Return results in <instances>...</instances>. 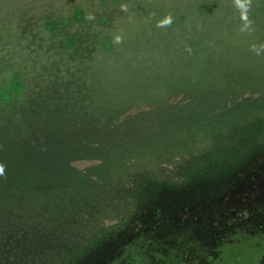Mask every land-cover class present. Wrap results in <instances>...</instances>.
<instances>
[{"label":"rangeland","instance_id":"obj_1","mask_svg":"<svg viewBox=\"0 0 264 264\" xmlns=\"http://www.w3.org/2000/svg\"><path fill=\"white\" fill-rule=\"evenodd\" d=\"M71 1L68 10L63 8L66 0H0V14L9 9L20 21L8 25L10 29L19 27L21 35L31 36L21 37L16 46L3 42L0 61L16 57L19 66V58L27 53L60 55L68 53L70 45L80 48L95 42L127 49L135 35L145 40L144 46L159 49L190 39L191 46L202 47L200 57H195L198 65L212 62L209 54L214 57L218 52L231 65H264V48H260L264 0H251L247 12L251 24L243 31L245 21L235 0H207L211 6L205 0ZM46 10L58 15L37 23ZM169 17L171 23L163 25ZM203 30L207 35L199 39ZM228 31L238 32L237 37L217 35ZM211 65L202 71L194 68L187 78L198 86L226 77L215 73ZM242 73L245 77L225 85L226 90L205 89L209 96H222L215 108L184 104L188 98L179 93L164 99L163 110L156 109L157 113L178 110L187 116L191 111L198 119L181 121L173 115L153 139L133 137L122 149L117 140L106 138L113 149L69 163L70 173L88 165L100 168L96 174L90 170L85 184L71 181L60 188L65 191L47 188L38 194L37 189L17 188L13 195L2 194L0 264H100L106 260L105 250H116L138 230L167 220L183 223L194 218L197 227L211 231L217 224L238 225L241 218L260 215L264 225V77L260 71ZM139 109L148 123L157 120L150 115L155 113L150 105ZM199 228L196 237L202 239ZM103 238L110 241L105 245L109 248ZM95 243L96 247H90Z\"/></svg>","mask_w":264,"mask_h":264},{"label":"trees","instance_id":"obj_2","mask_svg":"<svg viewBox=\"0 0 264 264\" xmlns=\"http://www.w3.org/2000/svg\"><path fill=\"white\" fill-rule=\"evenodd\" d=\"M66 1L68 5L63 8L69 10L72 1ZM205 1L211 6V1ZM262 8L259 4V9ZM54 13L53 10L40 13L37 23L58 15ZM0 15V50L3 42L8 47L16 46L21 37H31L21 35L19 27L10 29L8 25L20 23L11 10ZM260 19H264V13ZM205 32L201 31L199 39L207 35L203 34ZM217 35L234 39L238 32ZM244 36L250 38V35ZM129 41L127 49L115 50V45L105 47L95 42L80 48L70 45L68 53L60 55L43 57L38 52L33 56L27 53L23 58L17 57L21 61L19 66L16 57L0 61V163L5 165L4 175L0 176V196L13 195L17 188L24 192L37 189L40 194L47 188L65 191L60 188L64 189L71 181L85 184L90 170L96 174L100 168L88 165L70 173L69 163L113 149L106 138L117 140V146L133 137L153 139L158 136L156 130L166 126V120L173 115L181 121L199 118H193L196 113L189 110H186L189 116L171 109L157 113L156 109L163 110L167 96L180 93L188 98L184 104L192 103L194 108L203 106L205 109L209 104L215 108L214 103L222 96H209L205 89L214 86L226 90L225 85H232L245 70L250 74L260 71L264 77V65L247 66L243 62L231 65L220 52L214 57L209 54L212 62L198 65L195 57L202 47L191 46L190 39L172 48L160 49L144 46L145 40L135 39V35ZM200 55L207 54L201 52ZM206 64H212L215 73L223 72L226 77L211 80L212 84L205 80L198 86L187 78L189 71L194 68L202 71ZM15 83L18 87H14ZM143 105L155 110L150 113L153 119L157 118L153 124L143 119L146 116H141L145 115L139 109ZM130 149L134 148H126ZM22 183L25 186H21Z\"/></svg>","mask_w":264,"mask_h":264},{"label":"flooded vegetation","instance_id":"obj_3","mask_svg":"<svg viewBox=\"0 0 264 264\" xmlns=\"http://www.w3.org/2000/svg\"><path fill=\"white\" fill-rule=\"evenodd\" d=\"M262 218H241L238 225L217 224L211 231L197 227L194 218L183 223L167 220L138 230L116 250H105L106 260L100 264H264ZM197 228L204 234L202 239L196 237ZM102 240L104 246L110 242Z\"/></svg>","mask_w":264,"mask_h":264},{"label":"clouds","instance_id":"obj_4","mask_svg":"<svg viewBox=\"0 0 264 264\" xmlns=\"http://www.w3.org/2000/svg\"><path fill=\"white\" fill-rule=\"evenodd\" d=\"M250 2L251 0H235V5L241 12V19L245 21L242 31L246 30L251 24V21H249L247 17V12L250 6ZM170 23H171L170 17L166 18L162 22L163 25H168ZM260 48H264V45H261ZM253 50L259 52L260 49H258L255 45H253ZM4 172H5V165L3 163H0V176L4 175Z\"/></svg>","mask_w":264,"mask_h":264}]
</instances>
